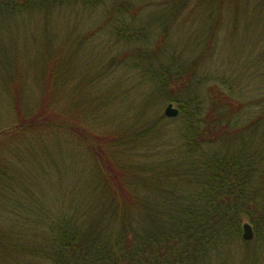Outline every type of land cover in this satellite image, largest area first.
Returning a JSON list of instances; mask_svg holds the SVG:
<instances>
[{
    "label": "trees",
    "instance_id": "trees-1",
    "mask_svg": "<svg viewBox=\"0 0 264 264\" xmlns=\"http://www.w3.org/2000/svg\"><path fill=\"white\" fill-rule=\"evenodd\" d=\"M263 13L264 0H0V98L20 95L0 102V264L224 263L241 245L243 257L261 260L264 146L248 137L233 151L231 134L219 147L198 145L215 135L191 114L202 110L196 97L181 96L216 26L244 30V15ZM195 27L200 42L189 56V41L172 38ZM48 78L61 94L30 111L25 88L42 90ZM232 98L207 106L219 134L230 133ZM164 102L179 108L182 132H170L171 144L155 134L146 157L160 144L163 159L147 171L125 152ZM115 114L124 119L115 124ZM260 125L264 108L241 131ZM108 160L120 170L118 191ZM243 221L253 241L241 238Z\"/></svg>",
    "mask_w": 264,
    "mask_h": 264
},
{
    "label": "rangeland",
    "instance_id": "rangeland-1",
    "mask_svg": "<svg viewBox=\"0 0 264 264\" xmlns=\"http://www.w3.org/2000/svg\"><path fill=\"white\" fill-rule=\"evenodd\" d=\"M244 16L246 17L245 22L248 24L247 28L245 25L244 30L238 29L231 23V21H226L223 25L216 26L215 37L212 38L210 46L205 49L206 54L197 59L199 64L196 70H188L190 72L191 82L189 81L181 97L185 101L196 97V104L200 106L202 110H193L194 112L191 111V114H194V117L199 118L196 121L200 123V127L203 130L205 128L211 129L213 134L216 136H213L212 139L202 138L198 145L202 144L203 148L219 147V144L224 142V140L221 142L222 138L229 134L234 136V142L232 145L233 151L237 150L238 143L243 140H247L248 137L253 139L255 146H264V128H262V125H260L257 129L256 127H252L250 130L241 131L242 126H244L247 122H250L255 115L264 108V13L262 14V17L255 14ZM198 30H200V28L196 27L189 31L178 30L177 33L174 34L172 42L175 43L188 40L189 43H186V46L188 47L186 54L193 56L196 53V45L200 42L195 34ZM26 56L27 55L25 54H21V58H17L16 60L21 62L20 60H25L24 57ZM50 60L56 59L51 58ZM183 61L193 64V59L188 56H185ZM18 62L16 63V68L21 66ZM203 64L206 68H204ZM30 67L31 61L27 60L21 72H29ZM18 78H21V76ZM24 82L25 80L21 83V85ZM52 84V79L48 78L45 81L42 90L35 89L34 91H31L30 86L26 88L24 87L27 91L24 92L23 96L26 102L29 103L28 105L30 111L39 110L42 107V104H44V100L49 103L51 96L59 94H52ZM118 86L119 89H123L122 82ZM63 88L64 91H67V89L69 90L73 88V86L68 83H63ZM230 93H232L234 97L232 98L233 102L231 110L234 111L235 117L231 122V126L228 128L230 133L226 135L223 133L219 134L218 128L220 125L217 123L213 124L210 119L207 121V117L209 116V108H207V106L209 101L217 96L223 94L228 95ZM59 95L56 98H59ZM7 96L20 98L19 94L11 90L7 95L3 96V98H0V102H6V99L8 100ZM237 102L244 105L241 106ZM5 106V104H2L0 109H4ZM166 107L167 102H164L159 109H156L157 114L154 113L150 116L151 124L148 126L151 128L148 130L146 136L139 134L136 138V142H138L139 145L131 148L128 153L125 152L126 157L130 155L133 163H136L141 168L146 166L147 171L157 167L163 159V157L156 156V150L159 146H161L160 144L157 145L149 162L146 157V146L150 144L149 141L153 142L155 134L162 132L163 134L160 141H170L171 144L174 140H169L171 136L170 132H176L175 136H177L178 132H182L181 122L178 124V121L181 120L179 117H164L162 121H160L163 115V110ZM131 113H133V111H131ZM104 115H106V113H104ZM124 116L125 115L120 117L116 116L112 121L117 124L124 119ZM107 118L108 116H104V120ZM233 123H235V125ZM252 154L255 155L257 163L260 162L258 159L259 155H257L254 151ZM103 164L108 170L107 177L110 182L109 187L118 191L116 174L117 171L120 170L109 160L108 163L103 162ZM254 175L257 176L256 174ZM97 183H102L99 187H103L105 181L103 182L102 177H100ZM150 193L153 194L154 190L150 191ZM241 246L242 248H238L240 253L234 257V260L232 259L233 263L229 257L228 261H225L224 263H221L216 259H212L213 261H211V264H247V262H243V259H248V263L250 264H264V256L258 262L256 261V263H252L254 259L251 260L250 258L243 257L242 251H244L245 247L244 245ZM252 247H254V244L247 246L249 249ZM227 249L231 251L230 247Z\"/></svg>",
    "mask_w": 264,
    "mask_h": 264
},
{
    "label": "water",
    "instance_id": "water-1",
    "mask_svg": "<svg viewBox=\"0 0 264 264\" xmlns=\"http://www.w3.org/2000/svg\"><path fill=\"white\" fill-rule=\"evenodd\" d=\"M165 114L169 115V116H175L177 114V110L176 109H172L170 106H168L165 109ZM242 228H243L242 237L245 240L251 239L252 236H253V232H252L251 226L249 224L245 223V224H243Z\"/></svg>",
    "mask_w": 264,
    "mask_h": 264
}]
</instances>
